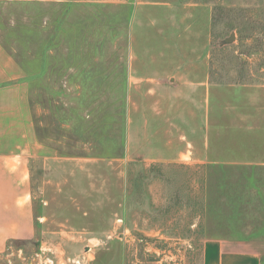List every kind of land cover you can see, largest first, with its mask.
I'll use <instances>...</instances> for the list:
<instances>
[{"label":"rangeland","instance_id":"1","mask_svg":"<svg viewBox=\"0 0 264 264\" xmlns=\"http://www.w3.org/2000/svg\"><path fill=\"white\" fill-rule=\"evenodd\" d=\"M134 10L170 37L185 17L182 52L203 46L215 85L264 84V0H0V43L22 70L39 141L54 156L53 183L45 172L38 182L37 239L23 241L12 262L202 264L206 238L247 233L227 228L237 215L222 213L220 181L213 199L199 191L196 204L190 167L148 155L140 111L127 137V111L146 91L129 86L125 67ZM223 89L211 94L215 117Z\"/></svg>","mask_w":264,"mask_h":264},{"label":"crops","instance_id":"2","mask_svg":"<svg viewBox=\"0 0 264 264\" xmlns=\"http://www.w3.org/2000/svg\"><path fill=\"white\" fill-rule=\"evenodd\" d=\"M136 12L129 18L125 67L129 86L146 91L140 109L127 111V137L140 111L143 148L148 155L156 152L151 155H157L165 168L190 167L196 204L199 191H205L201 197L213 199L214 182L220 181L222 213L237 215L227 228L247 233L206 238L202 264H264V84L215 85L204 47L182 52L181 40L187 33L178 30L181 24L191 25L185 17L170 37L154 30L158 19L140 15L137 19ZM138 28L140 35L135 33ZM155 37L157 43L165 38L166 47L152 41ZM176 42L180 46L172 47ZM195 52L192 61L188 55ZM215 87L224 88L217 95L221 111L216 117L210 102ZM53 158V148L39 141L22 70L0 43V258L4 257L0 264H21L9 255L19 256L17 247L23 241L37 239L42 223L36 211L38 182L45 172L46 185L53 183L47 173ZM215 168H221L218 177Z\"/></svg>","mask_w":264,"mask_h":264},{"label":"built area","instance_id":"3","mask_svg":"<svg viewBox=\"0 0 264 264\" xmlns=\"http://www.w3.org/2000/svg\"><path fill=\"white\" fill-rule=\"evenodd\" d=\"M75 264H80V262H79V261H77V262H75Z\"/></svg>","mask_w":264,"mask_h":264}]
</instances>
